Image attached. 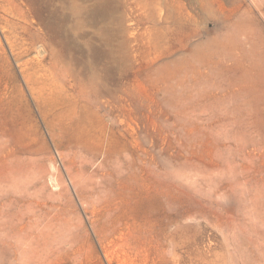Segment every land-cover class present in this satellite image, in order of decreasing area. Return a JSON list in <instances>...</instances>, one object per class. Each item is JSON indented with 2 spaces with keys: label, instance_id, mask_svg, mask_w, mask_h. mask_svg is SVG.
I'll use <instances>...</instances> for the list:
<instances>
[{
  "label": "rangeland",
  "instance_id": "374dc122",
  "mask_svg": "<svg viewBox=\"0 0 264 264\" xmlns=\"http://www.w3.org/2000/svg\"><path fill=\"white\" fill-rule=\"evenodd\" d=\"M104 2L94 96L0 0V264H264V0Z\"/></svg>",
  "mask_w": 264,
  "mask_h": 264
},
{
  "label": "bare ground",
  "instance_id": "6f19581e",
  "mask_svg": "<svg viewBox=\"0 0 264 264\" xmlns=\"http://www.w3.org/2000/svg\"><path fill=\"white\" fill-rule=\"evenodd\" d=\"M8 1L14 6L10 10L3 5V10L11 17L5 18V22L11 24L13 29L9 32L10 34L8 33V38L11 39L14 36L12 34L17 29H21L22 36L25 34L24 36H27L26 38L30 40L29 46H25L22 50L24 53L30 52L34 46H37V48L40 46L37 49L39 54H43L44 58L49 57L50 59H47L49 64L45 71H49L48 75L51 76L54 84H56L53 75L54 70L65 72L72 81L76 82V79L79 78V69L77 70L76 66L78 63L84 62L83 55H80L83 54L85 46L91 55V59H88L89 62H85L92 67V77L89 78H92L93 82L96 81L95 84L97 85H91L89 80L82 85L84 88L89 87L90 92L94 96H98L102 91L101 89L106 87V82L95 72L98 65V55L101 51L100 22L105 6L104 0H91L90 8L85 4L87 0ZM88 21L90 25L95 27L93 36L86 30ZM35 24H39L41 27H37ZM78 53L81 54L78 55ZM107 55L110 58L111 66L106 67V80H109L108 84L115 85L116 78L114 79L111 76V68L115 67L116 59L114 49H110ZM75 86L74 83L71 85L73 89ZM107 91L110 92V88H107Z\"/></svg>",
  "mask_w": 264,
  "mask_h": 264
}]
</instances>
